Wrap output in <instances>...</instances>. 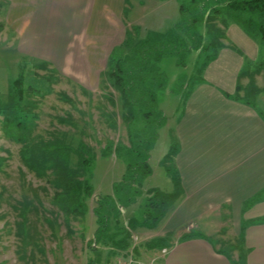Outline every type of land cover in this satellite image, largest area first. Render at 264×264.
Instances as JSON below:
<instances>
[{"label":"crops","instance_id":"0c3cea01","mask_svg":"<svg viewBox=\"0 0 264 264\" xmlns=\"http://www.w3.org/2000/svg\"><path fill=\"white\" fill-rule=\"evenodd\" d=\"M126 6V0H0V32L14 35V51L21 57L48 62L89 90L98 86L110 51L129 31ZM142 6L146 34H165L179 22V0H146ZM217 19L224 41L199 83L185 88L182 109L169 129L180 196L156 227L161 230L156 238L168 240L160 264L236 263L237 254L230 262L200 233L218 223L215 235L228 230L241 238L244 257L236 264H264V222H257L264 218V86L252 105L242 100L243 89L259 74L254 67L259 44L235 20ZM171 20V27L160 31ZM253 198L258 199L245 208Z\"/></svg>","mask_w":264,"mask_h":264},{"label":"rangeland","instance_id":"374dc122","mask_svg":"<svg viewBox=\"0 0 264 264\" xmlns=\"http://www.w3.org/2000/svg\"><path fill=\"white\" fill-rule=\"evenodd\" d=\"M140 2L141 5H138ZM142 2L145 3L146 0H126L127 13L124 16V29L138 33L140 37L146 34L149 27L145 24L148 21L145 14L147 9L141 8ZM134 5L140 7H136L131 13ZM248 15L250 14L241 19ZM250 16L253 17L254 25L248 29L259 44L258 58L254 63L259 74L253 81L254 87L261 90L264 86V40L258 29L261 26L264 30V13ZM173 21L166 22L160 31L171 27ZM219 22V19H215L212 25L214 29L224 32L218 25ZM135 26L141 30L136 31ZM181 30L171 31L173 37L170 45L173 52L158 65L165 82L163 88L157 89L155 93V105L142 108L154 109L155 113L159 112L160 118L151 117L159 118L153 124L154 127L151 124V131L147 123L139 122L136 125L139 128L144 126L141 148H137L140 152L138 155L127 152L130 144L122 118L121 97L117 90L102 77L97 87L85 89L58 71L57 73L48 62L42 63L18 55L14 51V35L9 30L0 32V264H90V261L94 264H113L119 250H114L109 245L92 243L97 229L93 208L98 197L115 201L116 196L120 195L122 189L117 188L125 185L123 176L127 165L135 166L145 158L148 138H152L147 150V164L151 173L141 181L136 177L129 193L131 204L122 202L123 209L118 208L117 204L116 208L120 213L116 221L109 220L107 231L113 233L126 228L129 234L128 248L132 245V233L138 237L135 255L142 260L156 258L158 252L148 249L146 244L158 237L161 230H156L157 226L143 221L144 197L147 191H159L165 195L176 192L171 176L173 167L169 168L170 163L164 162L172 143V132L169 133V129L171 130L182 109L179 98L191 78L199 77L197 71L205 57L203 53L190 51L193 43ZM223 41L220 39L219 42ZM20 74L23 76L22 88L26 91L19 109L20 113L26 115L25 123L29 131L27 139L25 132L16 131L14 125L17 119L13 120L12 113L6 111L8 90ZM28 87L33 91L27 90ZM191 87L190 85L187 91ZM61 135L65 136L63 140L73 149L80 142L95 155L90 164L89 180L93 195L86 203L85 215L80 218L65 216L54 204L55 189L51 172L46 170L38 176L24 160L27 147L40 141L63 138ZM16 137L22 138V142H17ZM107 143L119 146V150L110 155L101 154L100 151ZM72 163H75L73 156ZM173 202L174 199H171L167 204ZM23 209L25 223L22 230L19 225L22 223ZM127 224L130 229L126 227ZM216 228H221L220 223ZM204 229V233H200L214 248H219L231 257L236 256L238 239L232 238L230 231L215 235V229ZM194 233L199 234V231H192ZM92 249L96 250V254Z\"/></svg>","mask_w":264,"mask_h":264},{"label":"trees","instance_id":"16d2710c","mask_svg":"<svg viewBox=\"0 0 264 264\" xmlns=\"http://www.w3.org/2000/svg\"><path fill=\"white\" fill-rule=\"evenodd\" d=\"M254 13H264V0H189L188 2H179V22L171 30L182 29L184 34L190 37L193 46L190 51H198L199 54H205V57L198 68V75L204 71L210 61L215 59L216 50L221 46L220 39H224V33L214 29L212 23L219 17H228L238 22L246 33L252 35L249 27L254 25ZM246 18L241 19V17ZM243 20V23L241 22ZM257 26V25H256ZM181 27V28H180ZM251 29V28H250ZM181 30V31H182ZM169 31L165 34H158L154 32L147 33L144 37H140L137 33L127 31L125 33L124 41L115 46L109 53L106 63V69L102 76L110 86L118 91L121 97L122 105V118L126 124L129 148L127 152L135 153L138 155L140 152L137 148H141L142 137L144 135V126L139 128L136 126L139 122L147 123L151 131V124L155 125L159 120V112L155 113L153 110H144L143 107L155 105V93L157 89H162L165 82L164 75L159 70V63L166 57L170 56L173 51L170 45L172 32ZM258 31L262 34L264 40V30L259 26ZM183 34V35H184ZM253 36V35H252ZM254 37V36H253ZM231 48H233L231 46ZM192 81V83H190ZM188 86H194L199 83L197 79L191 78ZM40 83H43L42 81ZM42 85V84H41ZM23 86V76L21 74L12 82L11 88L8 90L9 101L6 111H10L13 115V120H16L14 125L16 131L25 132V138L28 137V129L26 125V115L20 113V103L25 89ZM237 92L240 91L239 86L236 88ZM29 91H33L30 87ZM246 94L243 96V102L247 105H252L254 97L260 93L254 87V83L250 82L245 89ZM154 103V104H153ZM20 114V115H19ZM16 115H18L16 117ZM152 116L159 118L152 119ZM28 131V132H27ZM63 138H55L46 142H37L26 148L25 163L31 170H34L38 176L46 170L51 172L53 177L52 185L55 189L53 195V202L56 207L65 216L68 217H83L87 211V201L93 195V190L89 184L90 180V164L93 161L94 153L86 148L82 143H78L77 147L73 149L68 142ZM22 138L16 137V141L21 143ZM152 138L147 139L145 158L141 163L135 166L127 165L124 178L125 185L120 195L113 199L108 200L103 197H98L96 205L93 208V216L97 223V229L94 233L93 244L101 243L103 246L109 245L114 250L123 251L129 246V234L126 228H121V231H114L113 233L108 230V222L110 219L117 220L120 211L118 208H124L122 202L130 201V188L137 180L150 175L151 170L147 164V150L151 143ZM146 142V140H145ZM175 141L172 140L168 154L164 162L170 163L169 168L173 167V157L176 153ZM119 146H113L112 143H107L102 150L101 154L116 153ZM121 150V147H120ZM134 150V151H132ZM24 156V154H23ZM72 156L75 163H72ZM172 180L176 192L171 195L162 194L159 191H147L144 197L143 204V221L152 223L157 226L169 212L168 207L179 199V177L174 170L172 171ZM119 192V190H118ZM174 199L173 203L167 204L169 200ZM258 198H253L245 204V208L250 207ZM172 205V207H173ZM171 207V208H172ZM25 209V207H24ZM22 210V223L20 228L24 229L25 211ZM171 210V209H170ZM264 222V218L257 221ZM130 229V225L127 224ZM106 229V230H105ZM123 231V232H122ZM105 232V233H103ZM120 234V235H119ZM191 236H185L187 239ZM150 250H162L168 247V240L166 238H156L150 240L146 244ZM241 238H238L236 251L237 262L243 260L244 254L242 253ZM96 254V250L92 249ZM113 254V253H112ZM229 260L231 255L225 254ZM230 261V260H229ZM231 262V261H230ZM233 263L232 264H236ZM90 264H94L90 261Z\"/></svg>","mask_w":264,"mask_h":264},{"label":"built area","instance_id":"2783aa9c","mask_svg":"<svg viewBox=\"0 0 264 264\" xmlns=\"http://www.w3.org/2000/svg\"><path fill=\"white\" fill-rule=\"evenodd\" d=\"M132 234V233H131ZM131 247L123 250V251H118L117 255L115 256L113 260V264H160V259H162L166 253V249H162L159 251L158 255L156 256L155 259H150V260H142L139 258L135 253V245L138 243V237L134 234L131 235Z\"/></svg>","mask_w":264,"mask_h":264}]
</instances>
